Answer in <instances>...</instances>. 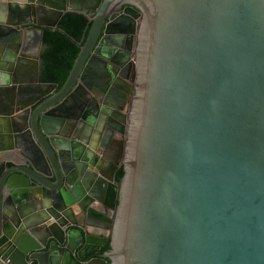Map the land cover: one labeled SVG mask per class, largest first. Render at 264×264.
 <instances>
[{
  "label": "water",
  "instance_id": "95a60500",
  "mask_svg": "<svg viewBox=\"0 0 264 264\" xmlns=\"http://www.w3.org/2000/svg\"><path fill=\"white\" fill-rule=\"evenodd\" d=\"M124 6L140 21L122 156L89 84ZM71 7L90 28L57 90L24 57ZM0 152V264H264V0H0Z\"/></svg>",
  "mask_w": 264,
  "mask_h": 264
},
{
  "label": "flooded vegetation",
  "instance_id": "af4514ba",
  "mask_svg": "<svg viewBox=\"0 0 264 264\" xmlns=\"http://www.w3.org/2000/svg\"><path fill=\"white\" fill-rule=\"evenodd\" d=\"M124 8L125 6L122 9L114 11L111 14L110 20H107L109 22H116V25L124 23V30L118 31L112 35H108L102 40L103 46L105 45L107 47L105 56H107L108 60H105L102 63L101 68L99 66L100 70L97 80L95 81L93 79V83L89 84L93 91V111L95 110V114L97 116V121L95 124L97 126L102 124V134L100 135V139H102L101 142H104V139L111 136L110 138L113 147L116 149V151L119 149V147H121L120 152L122 156L124 155V151H122V149L125 148L127 141L126 126L129 123L128 114L131 111V103L135 95V88L133 84L135 77L133 76L135 72L134 66L136 60L135 49L138 44V24L140 21L139 15L136 12L128 11V9L124 12ZM74 10L75 8L71 7L70 12H74ZM125 76L127 77V83L126 85H123L119 81H124L125 79L123 77ZM113 82H116L117 85H123L122 90L117 91V95L120 94L121 97H117L112 94L110 95L109 89L111 87L108 86ZM103 93L107 95L105 101L108 106L99 104V100L101 101L103 98ZM72 100L71 97L68 96L67 101ZM36 105L37 103L32 107H35ZM107 109L117 111L119 113V117L113 116L107 111ZM111 120L116 122L114 128L109 126V124H112ZM111 143L109 142V144ZM110 149L111 145H108L106 148H98L97 151L100 152L101 156L105 155L111 159V154L109 153ZM108 162H110V160ZM103 168L104 166L101 167V170H103ZM119 168H121V166H119ZM108 170V166H106L105 171ZM94 194L95 193H93V196ZM97 197H99L98 194ZM94 211L96 212V209Z\"/></svg>",
  "mask_w": 264,
  "mask_h": 264
},
{
  "label": "trees",
  "instance_id": "16d2710c",
  "mask_svg": "<svg viewBox=\"0 0 264 264\" xmlns=\"http://www.w3.org/2000/svg\"><path fill=\"white\" fill-rule=\"evenodd\" d=\"M90 28L88 19L76 12H66L55 29L45 28L40 50L39 80L43 84H57L59 90L66 81L70 70L84 43L85 35ZM123 168H119L115 180L120 183ZM110 249L109 243L103 248Z\"/></svg>",
  "mask_w": 264,
  "mask_h": 264
},
{
  "label": "crops",
  "instance_id": "0c3cea01",
  "mask_svg": "<svg viewBox=\"0 0 264 264\" xmlns=\"http://www.w3.org/2000/svg\"><path fill=\"white\" fill-rule=\"evenodd\" d=\"M41 47H42V45L41 46L37 45V46L31 47L29 49V51L27 52L28 56L24 57V60L26 61V63L27 62L28 63L32 62V59L38 53L40 54ZM39 66H40V60H39ZM13 165H14V159L12 157H10L9 153L0 152V167L3 166L4 168L8 169V168L13 167ZM93 171H98V170L96 168H93ZM75 215H76L77 222L82 223L83 222V218L81 217V212L78 209L75 210Z\"/></svg>",
  "mask_w": 264,
  "mask_h": 264
}]
</instances>
